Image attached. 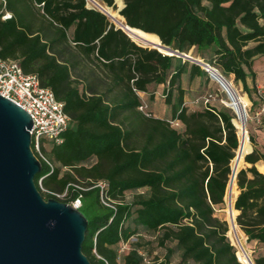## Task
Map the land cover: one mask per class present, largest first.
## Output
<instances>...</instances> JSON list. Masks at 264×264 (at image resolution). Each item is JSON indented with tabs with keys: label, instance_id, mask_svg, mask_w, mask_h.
<instances>
[{
	"label": "trees",
	"instance_id": "trees-1",
	"mask_svg": "<svg viewBox=\"0 0 264 264\" xmlns=\"http://www.w3.org/2000/svg\"><path fill=\"white\" fill-rule=\"evenodd\" d=\"M97 1L114 9L116 0ZM121 1L126 26L178 53L195 49L264 112L253 69L264 58V0ZM0 58L35 75L69 118L62 142L42 146L46 160L37 158L34 183L44 199L68 204L80 196L82 253L90 264H173L174 257L175 264H242L226 220L216 215L239 146L236 116L211 103L196 111L185 106L182 76L193 82L207 71L137 44L86 0H0ZM160 85L166 119L139 109V94L151 100L150 88ZM249 143L232 209L255 245L252 264H264V173L255 166L264 154L252 137ZM145 237L165 250L163 258L146 259Z\"/></svg>",
	"mask_w": 264,
	"mask_h": 264
},
{
	"label": "water",
	"instance_id": "water-1",
	"mask_svg": "<svg viewBox=\"0 0 264 264\" xmlns=\"http://www.w3.org/2000/svg\"><path fill=\"white\" fill-rule=\"evenodd\" d=\"M152 48L207 71L199 58L161 42ZM31 127L29 114L0 96V264H90L82 253L87 230L84 215L67 203L44 199L34 183L41 165L31 149ZM237 158L236 150L231 179Z\"/></svg>",
	"mask_w": 264,
	"mask_h": 264
},
{
	"label": "built area",
	"instance_id": "built-area-1",
	"mask_svg": "<svg viewBox=\"0 0 264 264\" xmlns=\"http://www.w3.org/2000/svg\"><path fill=\"white\" fill-rule=\"evenodd\" d=\"M90 1L97 6V9L87 5L89 8H94L106 15V12L103 10L105 7L100 5L97 0ZM139 95L141 96V94ZM0 96L14 102L29 114L32 120V127L29 131L31 137V149L36 158L45 161L46 159L42 153V146L48 143L60 144L62 142V134L66 131L69 124V118L63 111L62 103L56 101L50 89L40 86L35 75L25 74L16 61L2 58H0ZM213 99V95L208 93L200 97L197 101L206 108L210 106ZM144 108L145 105H142L139 109L143 111ZM170 123L174 127L178 126V122ZM232 172L231 169L226 190V195L228 196L227 206L229 209L232 208V183L237 168L234 170L231 179ZM96 186L100 187L101 190L103 189L102 184H97ZM53 195L59 198L63 196L58 194ZM102 201L105 205H108L104 202L103 197ZM68 204L75 209H79L81 206L80 196ZM227 215L229 217L228 212ZM231 215L232 214H230V219L234 221L235 217H232Z\"/></svg>",
	"mask_w": 264,
	"mask_h": 264
},
{
	"label": "rangeland",
	"instance_id": "rangeland-1",
	"mask_svg": "<svg viewBox=\"0 0 264 264\" xmlns=\"http://www.w3.org/2000/svg\"><path fill=\"white\" fill-rule=\"evenodd\" d=\"M86 2H87L88 6L94 7L97 9V6L93 2H91L90 0H87ZM122 6H123L122 1L116 0L114 9L110 8V10L113 13H116L119 15V11L122 8ZM107 17L116 27H119L116 24V22L114 20H112L111 17H109L108 15H107ZM146 47H149V46H146ZM149 48H152V47H149ZM197 54H198L197 51L194 49V50H191L188 55L191 57L197 58L196 57ZM183 60H185L189 63H192L191 61H188L186 59H183ZM253 69H254V71L256 73V77H257V86L260 88V91L264 92V58L258 59L254 63ZM225 79L232 83L237 94H239L240 96L244 97L247 100L245 94L242 92L240 84L233 82L232 77H226ZM181 83H182L183 87L185 88L186 100L188 102L187 106H188V109L190 111H196V110L203 109L204 108L203 105L197 100H199L200 97H202L208 93L212 94L214 97L213 101L211 102V104L214 108L220 109V108H223L224 106L229 108L225 103V101L227 100V97H226L224 90L220 87V85L214 79H212V77L210 76V74L208 72L201 77H197L196 80L193 82H188L187 75H183L182 79H181ZM161 90H162L161 87H156V86L151 87L150 88L151 92L156 91L155 97L151 100L149 99L148 95H142L143 101L146 105L145 108L143 109V111L146 112V114L151 115L153 117L166 119V118H169L168 114H167L168 111H167V106L164 104L163 99L160 97L159 93ZM230 111L233 113V111L231 109H230ZM244 112H246L245 127H246V132H247L246 136H248L247 142L250 146V151L248 153H250L253 149V145L249 143V137H252L254 139L255 148L257 149V151L264 154V112L262 110H260L259 105L251 106L248 100H247V104L245 106ZM237 137H238V139H240L239 134H238V130H237ZM244 156L245 155L242 156L241 161L239 162V164L237 166V171L240 168L249 167V165H247L243 160ZM256 168L259 172H263L264 171V163L261 162V166H259V167L256 166ZM234 190H235V183L233 181L232 193H231L232 200L234 197ZM131 195H132V193L127 192L125 194V198L129 199L131 197ZM226 196H225V203L222 206L223 209L221 211L217 212L216 215L220 219L226 220V222L228 224V229H229V220H228L229 217L227 215L228 196L227 197ZM227 237H228V235H227ZM228 239L231 242L229 237H228ZM242 240L244 241L245 248H246V251L249 255V258L252 260V258L255 256V253H256L254 251L256 249L255 245L253 243H247L244 235H243ZM131 241L132 242L135 241V238H132ZM145 241L150 242L149 245L145 246V255H146L147 260L151 261L155 258H160V259L163 258L164 254H165V250L163 248L159 247L153 238L145 237ZM127 249H128V244H123L120 247V250H123V251H126ZM235 249H236V247H235ZM176 262H177V258L176 257L172 258V263L175 264Z\"/></svg>",
	"mask_w": 264,
	"mask_h": 264
},
{
	"label": "bare ground",
	"instance_id": "bare-ground-1",
	"mask_svg": "<svg viewBox=\"0 0 264 264\" xmlns=\"http://www.w3.org/2000/svg\"><path fill=\"white\" fill-rule=\"evenodd\" d=\"M103 10L106 12V14L112 18L116 22V24L121 27L128 35L129 37L136 42L139 45L142 46H149V47H158L159 39L157 36L152 34L144 33L140 30L128 28L126 27V24L123 21V18L119 16L116 13H113L110 8H103ZM164 54H166L164 51H162ZM205 69H207L208 73L214 79L220 87L224 90L227 100L225 101L226 105L233 111V113L236 116V119L234 120V124L237 127L238 134L240 137V145L239 149H237V155L238 158L235 159L234 162V168L236 169L239 162L241 161V158L244 154L248 153L250 151V146L246 139V127H245V119H246V112L244 114L245 106L247 104V100L237 94L235 91L233 85L231 82L227 81L224 77H222L218 72L213 70V68L209 66H204ZM228 214H229V229L227 232L228 237L231 240V244L236 247V256L238 260L242 264H251V259L249 258V255L246 251L245 244L243 239L242 232L237 228L234 221L230 219L231 216H235V211L233 209H229L228 207Z\"/></svg>",
	"mask_w": 264,
	"mask_h": 264
},
{
	"label": "crops",
	"instance_id": "crops-1",
	"mask_svg": "<svg viewBox=\"0 0 264 264\" xmlns=\"http://www.w3.org/2000/svg\"><path fill=\"white\" fill-rule=\"evenodd\" d=\"M7 17H9V15L8 14H6L4 17H3V19L4 18H7ZM158 87H162L161 85L160 86H158ZM143 94H141V96H142ZM186 96V95H185ZM188 105V102H187V100H186V97H185V106H187ZM188 107V106H187ZM255 166H257V167H259V166H261V162H258L257 164H255ZM260 173H264V171L263 172H260ZM239 193V190L235 187V190H234V196H236L237 194Z\"/></svg>",
	"mask_w": 264,
	"mask_h": 264
}]
</instances>
